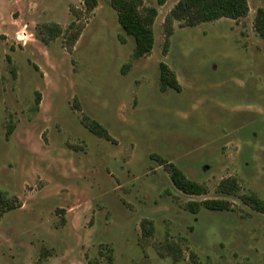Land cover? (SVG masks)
I'll use <instances>...</instances> for the list:
<instances>
[{"label": "rangeland", "instance_id": "1", "mask_svg": "<svg viewBox=\"0 0 264 264\" xmlns=\"http://www.w3.org/2000/svg\"><path fill=\"white\" fill-rule=\"evenodd\" d=\"M95 1L0 0V264H264V212L243 198L264 201V0L171 36L181 0H142L158 12L141 57ZM170 163L208 192L180 191ZM208 199L227 208L190 211Z\"/></svg>", "mask_w": 264, "mask_h": 264}, {"label": "trees", "instance_id": "2", "mask_svg": "<svg viewBox=\"0 0 264 264\" xmlns=\"http://www.w3.org/2000/svg\"><path fill=\"white\" fill-rule=\"evenodd\" d=\"M89 1V0H88ZM92 5H96L95 0H90ZM166 0H159V4H163ZM143 1L142 0H111L112 6L118 12V20L124 30L135 37L136 49L135 57H141L153 49L154 46V32L153 24L155 17L157 16V9L155 7L148 8L149 14H143L141 11ZM249 6L247 0H181L176 7L167 15L164 27L167 36L173 34V25L175 20L183 19L188 25L194 26L200 22L217 20L223 17L238 19L248 14ZM75 22H72L71 26H74ZM51 34L57 36L61 33L60 25L45 24ZM256 30L264 38V10L259 9ZM80 32H75L70 38V45L73 46L77 41ZM45 42V40H44ZM161 73V89L167 90L169 87L177 91L181 90L175 72L170 67L162 62L160 63ZM90 128L99 135L109 138L107 130L99 125L97 122H92ZM169 170L171 174V180L174 185L182 192L188 195H203L208 192V189L202 183L191 180L186 174L173 163H170ZM237 187L235 180L228 183L221 184V191L224 193H230ZM248 200L249 203L254 205L259 211L264 212V201L254 196L243 197ZM190 211L197 213L202 206L212 210H224L227 208L225 201L217 199H208L199 202L189 203ZM144 229L147 233H150L153 229V223L144 225Z\"/></svg>", "mask_w": 264, "mask_h": 264}]
</instances>
